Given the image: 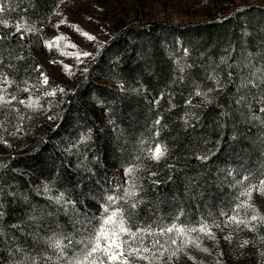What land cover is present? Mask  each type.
<instances>
[{"label": "trees", "instance_id": "trees-1", "mask_svg": "<svg viewBox=\"0 0 264 264\" xmlns=\"http://www.w3.org/2000/svg\"><path fill=\"white\" fill-rule=\"evenodd\" d=\"M60 1L6 0L0 13L9 24L0 23V73L11 82L0 77V88L17 97L0 109V264H63L48 239L70 237L65 255L74 250L76 233L87 234L108 197L130 186L128 168L143 201L130 209L134 224L183 212L181 221L221 225L243 186L264 176V4L182 24H122L73 87L48 78V96L36 54L56 34ZM17 23L36 31L20 39ZM200 91L211 95L194 103ZM29 96L37 107L19 103ZM157 144L167 148L159 161L149 157ZM233 240L188 248L189 264H223Z\"/></svg>", "mask_w": 264, "mask_h": 264}, {"label": "rangeland", "instance_id": "rangeland-1", "mask_svg": "<svg viewBox=\"0 0 264 264\" xmlns=\"http://www.w3.org/2000/svg\"><path fill=\"white\" fill-rule=\"evenodd\" d=\"M250 4L262 5L264 0H61L51 17V24L56 31L54 37L47 40V42H52L51 49L44 42L36 54L37 61L41 74H44L47 79L51 78L67 87H73L80 76L85 74L86 64L96 50L122 24L148 20H165L182 24L220 16L229 13L238 6ZM84 33L95 39L88 40L83 35ZM77 53H89V55H81L77 58ZM236 57L241 59L243 55L241 52H237ZM44 76L42 77L44 78ZM44 87L46 92H49L47 85ZM210 95L211 91H200L193 97L192 101L202 103ZM1 146L0 143V149ZM261 180H264V176L244 185L242 188L243 191L245 187L257 186L253 189L252 207H241L245 210L249 221H252L250 217L253 214L257 215L258 218L254 222L260 225L254 233H249L243 224L239 227L235 223L225 226L228 219L226 216L219 228L212 227L211 229L215 234V240L201 236V238H205L201 245H207L209 248L217 247L219 241L223 248L225 243L231 244L232 238L234 239V251H230V255L222 254L224 256L223 264H264V235L262 232L264 230L260 227L264 226V220L259 219V217H264V194L259 193ZM56 195L53 193V196ZM244 199L246 197L238 196L237 203ZM98 210L101 212V220L104 216L103 208ZM231 215L233 212L229 216ZM75 222L79 224L77 219ZM248 234H250V238L247 240L249 243L244 244L246 240L243 238L247 237ZM85 235H87L86 231L80 230L76 233V237L74 236V240L79 241ZM192 235L196 236L198 233ZM226 236H230L231 239H225ZM79 247L77 244L74 250ZM190 247L196 248L192 245L188 248ZM187 249L185 250L186 254H180L179 259L173 258L172 264L195 263L187 255ZM74 250L66 257L72 256ZM63 264H66V259H63ZM138 264H145V262L140 261Z\"/></svg>", "mask_w": 264, "mask_h": 264}, {"label": "snow or ice", "instance_id": "snow-or-ice-1", "mask_svg": "<svg viewBox=\"0 0 264 264\" xmlns=\"http://www.w3.org/2000/svg\"><path fill=\"white\" fill-rule=\"evenodd\" d=\"M6 0H0V13L7 11ZM0 23L5 27H8V21L0 18ZM78 30V29H77ZM34 25L17 23L15 25V32L21 33L20 39L24 38L26 33L35 32ZM88 40H94L95 38L84 33ZM3 37H0L2 39ZM60 39V38H58ZM66 39V38H63ZM46 46L51 49L52 42H45ZM75 47V45H73ZM77 58L87 56L89 53H77ZM2 63V61H0ZM44 76V74H41ZM2 77V83L11 86V82L7 77L0 73ZM25 87L21 89L24 92H28L30 86L25 81ZM42 83L47 85L48 80L44 76ZM61 91H63L61 89ZM6 88H0V109H3L5 105H12L13 101L17 100L15 95H11L6 99ZM45 95H55L54 91L46 92ZM20 104L29 108H35L38 106V101H34L31 96L26 100H19ZM9 111H19V109L9 108ZM264 111V109H261ZM23 117H21L22 119ZM19 130V129H17ZM167 153V148L157 144L154 150L149 152V157L155 161L162 159ZM135 169L128 168L126 175L131 177V184L128 188L123 190L121 197L109 196L108 202L103 208L104 216L98 224L94 225L90 230H87L85 235L76 243L80 246L74 250L73 255L66 257L65 249L72 245V239L67 236L61 235V237H51L48 239V246L54 249L58 254V259H66V264H138L140 261H144L145 264H172L173 258L179 259L180 254L185 253V250L190 246L196 248L201 247V236H206L209 239L215 240V234L212 232V227L219 228L221 225L213 222L209 225L205 220L201 219L197 222L181 221L183 212L177 214L172 220L168 222H159L147 225L134 224L132 221L133 212L130 209H136L143 201L142 199H136L138 191L135 184ZM248 179L247 177L242 180ZM256 185L245 187L243 191L239 193V197H246L234 206L233 215L228 216L225 226L235 223L237 226L243 224L245 227H249V220L241 218L239 215V209L241 207L251 208V200L253 196V189ZM45 191H48L46 188ZM259 193L264 194V180L259 183ZM56 203H61L64 200L63 194L54 198ZM123 200L128 208L123 206L116 207L117 201ZM227 216V213H222ZM257 215L253 214L250 219L252 221L257 220ZM264 220V217H259ZM255 226H251L250 230H253ZM193 233L198 235L193 236ZM163 238V239H161ZM225 239H231L230 236H226ZM68 243L65 244L64 241ZM248 241H244V244H248ZM202 251H208L203 248ZM165 256L167 257L165 259ZM192 259V257H189ZM51 259V257H48ZM33 264L35 262L33 261Z\"/></svg>", "mask_w": 264, "mask_h": 264}]
</instances>
